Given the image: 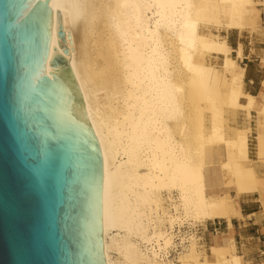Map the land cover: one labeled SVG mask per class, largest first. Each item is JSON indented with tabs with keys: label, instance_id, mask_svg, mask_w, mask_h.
I'll list each match as a JSON object with an SVG mask.
<instances>
[{
	"label": "bare ground",
	"instance_id": "6f19581e",
	"mask_svg": "<svg viewBox=\"0 0 264 264\" xmlns=\"http://www.w3.org/2000/svg\"><path fill=\"white\" fill-rule=\"evenodd\" d=\"M263 16L264 0H54L48 52L62 54L102 155L106 264H250L232 220L237 198L264 202V77L245 89L243 44L220 32L264 34ZM238 110L255 112V159L251 126L228 123ZM218 219L230 230L210 259L198 229Z\"/></svg>",
	"mask_w": 264,
	"mask_h": 264
},
{
	"label": "water",
	"instance_id": "95a60500",
	"mask_svg": "<svg viewBox=\"0 0 264 264\" xmlns=\"http://www.w3.org/2000/svg\"><path fill=\"white\" fill-rule=\"evenodd\" d=\"M53 8L0 0V264H106L101 150L48 52Z\"/></svg>",
	"mask_w": 264,
	"mask_h": 264
},
{
	"label": "crops",
	"instance_id": "0c3cea01",
	"mask_svg": "<svg viewBox=\"0 0 264 264\" xmlns=\"http://www.w3.org/2000/svg\"><path fill=\"white\" fill-rule=\"evenodd\" d=\"M246 65L245 89L252 94H258L263 79L260 63L254 69ZM239 121L242 123V119ZM237 126L242 127V124ZM239 198H242L239 205L243 216L234 217L232 220L237 247L248 263L264 264V202L258 193ZM209 225V231L213 235L218 232L229 234L230 229L224 219L214 220Z\"/></svg>",
	"mask_w": 264,
	"mask_h": 264
},
{
	"label": "rangeland",
	"instance_id": "374dc122",
	"mask_svg": "<svg viewBox=\"0 0 264 264\" xmlns=\"http://www.w3.org/2000/svg\"><path fill=\"white\" fill-rule=\"evenodd\" d=\"M262 23L264 25V16ZM220 33L226 36L228 42L231 44L233 48H236L239 43L243 44L245 57L240 63L242 65H245L246 68H247L246 64H248L253 69L257 67V65L260 63V67L262 68L261 74L263 78L264 77V34L262 30L253 32L250 29H246L242 33H239V31L237 30H229V31L221 30ZM233 53L235 54V52ZM214 60L219 64L221 63V58H215ZM228 115H229L228 123L231 125L242 124V127L246 125L251 126L252 130L249 134L250 155L252 158L255 159L256 158L255 136L258 133V124H257V118L255 112H253L252 118H248L244 110H238L236 113L230 112ZM241 119H242V123H240L239 121ZM237 200L240 203L242 198H237ZM210 222H208L206 226H200L198 229V234H199V242L201 243L203 250L209 255L210 259H213V255L210 250V245L212 244V237H213L212 232L209 231Z\"/></svg>",
	"mask_w": 264,
	"mask_h": 264
}]
</instances>
